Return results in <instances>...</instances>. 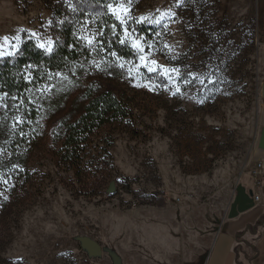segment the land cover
<instances>
[{
	"label": "rangeland",
	"instance_id": "374dc122",
	"mask_svg": "<svg viewBox=\"0 0 264 264\" xmlns=\"http://www.w3.org/2000/svg\"><path fill=\"white\" fill-rule=\"evenodd\" d=\"M54 2L0 0V58L25 40L51 50ZM109 10L125 24L121 40L136 56L114 55L105 83L134 94L137 133L110 130L107 154L98 143L88 148L85 163L101 170L104 182L91 196L80 191L75 170L59 166L41 144L29 156L22 152L15 161L26 164L27 184L14 199L1 200L11 209L0 264H205L237 184L255 190L251 170L259 164L264 126V0H113ZM131 24L154 33L141 35ZM78 33L86 45L98 38L87 21ZM55 93L49 103L56 109L65 93ZM74 96L43 123L67 112ZM256 215H264L262 204L229 222ZM229 222L224 230L249 225ZM80 237L97 241L101 255L90 257ZM236 256L233 264H245L239 248Z\"/></svg>",
	"mask_w": 264,
	"mask_h": 264
},
{
	"label": "trees",
	"instance_id": "16d2710c",
	"mask_svg": "<svg viewBox=\"0 0 264 264\" xmlns=\"http://www.w3.org/2000/svg\"><path fill=\"white\" fill-rule=\"evenodd\" d=\"M112 1L55 0L51 5V50L25 40L13 55L0 58V247L11 209L1 200L6 194L9 201L14 199L16 192L27 184V180L21 182L27 172L26 164L15 161L22 152L29 156L41 144L59 166L75 170L80 191L91 196L92 187L102 188L104 182H100L101 170L85 163L88 148L98 143L95 146L107 154V146L113 140L110 130L122 127L130 135L137 133L133 121L137 105L134 94L115 91L105 83L107 70L115 65L114 54L126 59L136 56L121 40L125 24L109 10ZM86 21L98 34L92 45L84 44L79 37L78 31ZM131 28L145 36L154 33L148 34L152 28L139 24H131ZM144 75L165 82L156 73ZM55 91L65 93L56 108L60 107V111L64 105L66 108V97L70 93L75 96L67 112L46 126L44 119L55 115L56 109L49 103ZM103 165L100 160L97 166ZM10 182L12 188H8Z\"/></svg>",
	"mask_w": 264,
	"mask_h": 264
},
{
	"label": "crops",
	"instance_id": "0c3cea01",
	"mask_svg": "<svg viewBox=\"0 0 264 264\" xmlns=\"http://www.w3.org/2000/svg\"><path fill=\"white\" fill-rule=\"evenodd\" d=\"M260 60L264 82V41L260 49ZM258 155V162L261 161L262 169L260 168L259 170L260 187L256 190L261 195V202L257 204H262L264 207V152H259ZM255 168L257 172L258 167ZM251 171L253 172V170ZM232 219L227 218L221 222L220 230L208 248L205 264H233L235 260H239L236 256L238 248L241 250L242 259H245V264H264V215H258V217L256 215L252 221L248 219L236 221L237 223L240 221L249 222L247 226L250 227L248 229L246 227L242 231L243 233L237 227H232L228 230L223 229V226H226ZM258 220H261V224L256 226L255 224ZM236 222L231 221L229 223ZM241 233L242 237L236 239L235 236ZM222 251V256L219 257Z\"/></svg>",
	"mask_w": 264,
	"mask_h": 264
},
{
	"label": "water",
	"instance_id": "95a60500",
	"mask_svg": "<svg viewBox=\"0 0 264 264\" xmlns=\"http://www.w3.org/2000/svg\"><path fill=\"white\" fill-rule=\"evenodd\" d=\"M257 148L261 152H264V126L261 128L258 140H257ZM254 192L252 190H246V188L241 184H237L235 187V196L233 201L230 204L227 218L232 219L237 217L240 213H243L250 208H252L255 203L253 201ZM250 226H247V229ZM242 236V234H237L235 236L236 239H239ZM80 245L83 249H85L90 257H98L102 253V248L100 244L89 238V237H80L79 238ZM223 251L219 254V257L222 256Z\"/></svg>",
	"mask_w": 264,
	"mask_h": 264
},
{
	"label": "built area",
	"instance_id": "2783aa9c",
	"mask_svg": "<svg viewBox=\"0 0 264 264\" xmlns=\"http://www.w3.org/2000/svg\"><path fill=\"white\" fill-rule=\"evenodd\" d=\"M257 167H258L257 168L258 171L256 173L255 172L251 173V177L253 178V183H254V188H255L252 198L255 204L261 202V195L256 192V190L258 189V186H260L259 170L261 168V162H259Z\"/></svg>",
	"mask_w": 264,
	"mask_h": 264
},
{
	"label": "snow or ice",
	"instance_id": "6c2138e0",
	"mask_svg": "<svg viewBox=\"0 0 264 264\" xmlns=\"http://www.w3.org/2000/svg\"><path fill=\"white\" fill-rule=\"evenodd\" d=\"M122 12H127L128 9H121ZM171 15H174V13H171ZM5 40H7V37L4 38ZM115 55V54H114ZM141 59H144V57H141ZM153 63H155V61H153ZM151 70V69H150ZM171 71H177L176 69H172ZM177 91H179V89H177ZM6 182V181H5Z\"/></svg>",
	"mask_w": 264,
	"mask_h": 264
},
{
	"label": "flooded vegetation",
	"instance_id": "af4514ba",
	"mask_svg": "<svg viewBox=\"0 0 264 264\" xmlns=\"http://www.w3.org/2000/svg\"><path fill=\"white\" fill-rule=\"evenodd\" d=\"M260 224H261V220H258V221L256 222L255 225L258 226V225H260ZM241 237H242V236H241ZM241 237H240V238H241Z\"/></svg>",
	"mask_w": 264,
	"mask_h": 264
},
{
	"label": "bare ground",
	"instance_id": "6f19581e",
	"mask_svg": "<svg viewBox=\"0 0 264 264\" xmlns=\"http://www.w3.org/2000/svg\"><path fill=\"white\" fill-rule=\"evenodd\" d=\"M261 152L260 150L257 149V153ZM253 172H256V168H253Z\"/></svg>",
	"mask_w": 264,
	"mask_h": 264
}]
</instances>
